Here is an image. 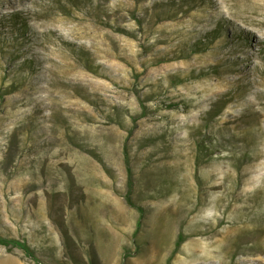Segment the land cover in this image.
I'll return each mask as SVG.
<instances>
[{"label":"rangeland","instance_id":"rangeland-1","mask_svg":"<svg viewBox=\"0 0 264 264\" xmlns=\"http://www.w3.org/2000/svg\"><path fill=\"white\" fill-rule=\"evenodd\" d=\"M0 236L264 264V0H0Z\"/></svg>","mask_w":264,"mask_h":264},{"label":"trees","instance_id":"trees-1","mask_svg":"<svg viewBox=\"0 0 264 264\" xmlns=\"http://www.w3.org/2000/svg\"><path fill=\"white\" fill-rule=\"evenodd\" d=\"M182 242H183V236L179 235L177 242H176V246L179 247ZM0 245L7 247V248L17 247L21 249L25 253V255H27L28 257L34 258L35 260H37L36 251L33 250L26 242H22L16 239H7V238L0 236Z\"/></svg>","mask_w":264,"mask_h":264},{"label":"bare ground","instance_id":"bare-ground-1","mask_svg":"<svg viewBox=\"0 0 264 264\" xmlns=\"http://www.w3.org/2000/svg\"><path fill=\"white\" fill-rule=\"evenodd\" d=\"M205 264V263H204Z\"/></svg>","mask_w":264,"mask_h":264}]
</instances>
